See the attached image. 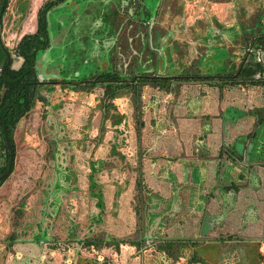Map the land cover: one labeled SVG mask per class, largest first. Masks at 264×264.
<instances>
[{
	"label": "flooded vegetation",
	"instance_id": "af4514ba",
	"mask_svg": "<svg viewBox=\"0 0 264 264\" xmlns=\"http://www.w3.org/2000/svg\"><path fill=\"white\" fill-rule=\"evenodd\" d=\"M6 2L0 44L13 68L33 39L38 55L54 48L58 73L34 67V107L11 134L0 127V176L6 136L14 150L0 180V264H211L197 250L217 243L234 264L232 246L242 260L248 243L261 251L264 0ZM190 128L213 161L182 155ZM169 138L180 158L161 162L153 151ZM233 204L253 221L216 237V210Z\"/></svg>",
	"mask_w": 264,
	"mask_h": 264
},
{
	"label": "rangeland",
	"instance_id": "374dc122",
	"mask_svg": "<svg viewBox=\"0 0 264 264\" xmlns=\"http://www.w3.org/2000/svg\"><path fill=\"white\" fill-rule=\"evenodd\" d=\"M122 31H123V28L121 29V33H122ZM55 51H56L55 54H57V56H59L60 51L58 49ZM52 53L50 52L49 54L52 55ZM54 68H55V71L58 73V69L55 66H54ZM184 89H185V87H184ZM201 92L203 94V91H201ZM193 94L196 95V92L195 93L192 92V94H189V96L193 95ZM243 94H244V92H243ZM248 98H250V97H248V96L243 97V99H245V100H247ZM210 100L214 101L212 98ZM216 102H217V99H216ZM185 119H186L185 121H191L192 124H195L197 122V120H194L193 117H186ZM26 122H27L26 123V125H27L29 121H26ZM194 129L190 128V132L188 134H186V136L184 137L185 151L182 153V155L185 158H193V157L199 156L198 159H201V160H205V159L212 160L214 154L209 153V140L205 139L204 142L200 141L199 137L197 135V133H199V132L193 133L192 130H194ZM20 138H21V136H20ZM22 139L23 140H21L17 137V141L21 140V143L25 142V139L24 138H22ZM145 139H146V141H148V137ZM170 140H172V139L169 138L167 146L161 144L160 152H159V150L153 151V153L156 155H157V153H160V155H165V157L157 155V157L161 159V162H164L165 161L164 159H166L167 156H168V159L180 158V156H178V152H176L177 150L175 149L176 150L175 151L174 147L172 146V145H174V143H172ZM179 141H181L180 138H179ZM197 144H199V145H197ZM20 151H21L20 152L21 155L24 154V156L29 155L30 153L33 152L32 150L26 149L25 147H24V149H21ZM156 151H158V152H156ZM193 153H194V155H193ZM34 157H35V154H34ZM28 170H29V168L27 166H25V164L20 162V166H18V168H17V175H20V181H18V182L20 183V185L23 184L22 185L23 190H29V184H26L25 182H21V180L24 181L23 177L26 176ZM107 175L108 176H107L106 181L109 185V188L113 189L112 188L113 184L115 181H117L116 173L113 175L109 173ZM11 181H12V179L9 182H11ZM8 185H10V188L12 189V182L9 183ZM217 206L223 207L220 203ZM1 207H2V205H1ZM231 207L232 208L230 209L229 213H228V211H227V213H225V211L222 208H219L216 210V212H217L216 218H218V220L216 221V227L213 226L214 231H216V234H215L216 237L219 236L220 234L224 233V231H226V227L229 224L231 225V227H233L235 229H240V227L243 224L246 223V225H247V223L249 224L250 222L253 221V220H251L252 219L251 215L243 213L244 210L241 209V206H239V205L237 206V204L236 205L233 204ZM224 214H226L225 216L227 217L226 222H224V218H223ZM117 215H118L117 218L111 222L112 226H116V227H114V229H120L122 226L125 225V222H124L123 217H122V212L118 213ZM240 216L242 218H244L242 225L239 224V222H238V219L240 218ZM260 218H261V221H260ZM260 218H259V222L264 223V215L262 213H261ZM251 227H254V226L248 225L247 229L250 230ZM263 229H264V226H263ZM234 233L236 234L238 232L234 231ZM240 246L241 245L232 246V248H231L232 261L234 264H239V263L240 264H264V245H261V251L260 252L254 247V245L252 243H248V245H245L246 247L243 246L244 247L243 253H245L243 260H242V258H240V255H239L240 250H241ZM224 247H226V246L221 244V243H217L216 245L210 244V245L203 247L202 249H204V250H202L201 253H200L201 249H198L197 254H201V256H203L207 261L211 262V264H228L229 261H228V258L226 256L227 255L226 253L228 251L225 250ZM184 253H185V258H187L189 255H192L194 253V251L186 249ZM104 254H105V252H104ZM237 257L240 258L239 263L237 262Z\"/></svg>",
	"mask_w": 264,
	"mask_h": 264
},
{
	"label": "trees",
	"instance_id": "16d2710c",
	"mask_svg": "<svg viewBox=\"0 0 264 264\" xmlns=\"http://www.w3.org/2000/svg\"><path fill=\"white\" fill-rule=\"evenodd\" d=\"M6 5V0L0 1V14ZM43 44L42 40H25L20 51L24 63L19 69L13 68L12 56L4 50L6 59L0 73V127L6 123L9 134L35 105L32 81L36 58Z\"/></svg>",
	"mask_w": 264,
	"mask_h": 264
},
{
	"label": "water",
	"instance_id": "95a60500",
	"mask_svg": "<svg viewBox=\"0 0 264 264\" xmlns=\"http://www.w3.org/2000/svg\"><path fill=\"white\" fill-rule=\"evenodd\" d=\"M33 24V26H35V21L32 20L29 24ZM33 26L29 27L27 32H31V34H34V28ZM25 36V33H23L20 37L23 38ZM54 50V48H51L49 49L48 51H46V53H43V54H39L36 58V65H35V68H36V71H37V74L42 71L43 73H46V74H51V72L55 71V68L54 66H49V62H50V52ZM9 51L10 52H15L16 49H13V48H9ZM39 80L40 81H44V80H50V78H40L39 77ZM6 142H7V145H8V149L10 151V163H9V170L0 176V180L4 179L6 176H8V174L10 173V170H11V167H12V164H13V161H14V150L10 144V141H9V138L8 136H6Z\"/></svg>",
	"mask_w": 264,
	"mask_h": 264
},
{
	"label": "crops",
	"instance_id": "0c3cea01",
	"mask_svg": "<svg viewBox=\"0 0 264 264\" xmlns=\"http://www.w3.org/2000/svg\"><path fill=\"white\" fill-rule=\"evenodd\" d=\"M31 26H33L32 23L29 25V27H31ZM33 28H34V26H33ZM5 59H6V54H5V51H4L3 47H2V45L0 44V69H2V66H3V64L5 62Z\"/></svg>",
	"mask_w": 264,
	"mask_h": 264
}]
</instances>
